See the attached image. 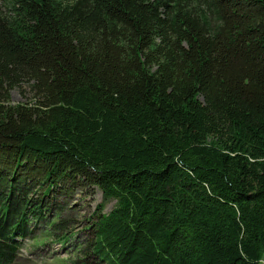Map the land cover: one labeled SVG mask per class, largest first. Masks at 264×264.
<instances>
[{"label":"trees","instance_id":"obj_1","mask_svg":"<svg viewBox=\"0 0 264 264\" xmlns=\"http://www.w3.org/2000/svg\"><path fill=\"white\" fill-rule=\"evenodd\" d=\"M90 187L82 264L261 263L264 0H0V264Z\"/></svg>","mask_w":264,"mask_h":264},{"label":"rangeland","instance_id":"obj_2","mask_svg":"<svg viewBox=\"0 0 264 264\" xmlns=\"http://www.w3.org/2000/svg\"><path fill=\"white\" fill-rule=\"evenodd\" d=\"M10 104L24 103L29 98L26 88L12 90ZM102 203L99 190L94 187L84 188L70 199L59 219L65 223L67 241L61 244L59 233L42 224L35 228L31 236L23 239L20 250L13 264H82L86 257L81 253L89 234L86 230L92 222L94 211ZM114 201L104 204V213L114 206ZM65 234V233H64ZM260 264H264V254Z\"/></svg>","mask_w":264,"mask_h":264}]
</instances>
